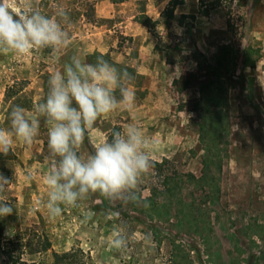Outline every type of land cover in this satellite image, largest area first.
<instances>
[{
    "label": "rangeland",
    "instance_id": "1",
    "mask_svg": "<svg viewBox=\"0 0 264 264\" xmlns=\"http://www.w3.org/2000/svg\"><path fill=\"white\" fill-rule=\"evenodd\" d=\"M28 2L49 16L63 6L72 43L57 54L0 55V129L11 130L17 105L40 121L31 145L14 141L0 159L13 181L0 200L15 208L0 217V264H264V79L243 65L246 55L264 60V0H183L171 17L169 0ZM73 55L126 69L136 94L132 111L97 120L79 154L87 158L113 130L135 123L156 141L152 159L161 166L143 177L135 202L95 193L50 219L44 177L58 158L33 106ZM206 144L218 156L208 168ZM166 176L175 187L168 202ZM116 232L127 234L125 249L111 247Z\"/></svg>",
    "mask_w": 264,
    "mask_h": 264
},
{
    "label": "clouds",
    "instance_id": "2",
    "mask_svg": "<svg viewBox=\"0 0 264 264\" xmlns=\"http://www.w3.org/2000/svg\"><path fill=\"white\" fill-rule=\"evenodd\" d=\"M68 23L70 17L63 6H57L49 16L28 0H0V55L24 57L43 49L57 54L72 43ZM132 79L126 69H118L102 56L95 63H86L73 55L63 70L50 74L46 97L33 106L49 125L48 148L51 156L58 158L44 177L48 192L41 206L50 219L59 217L66 207H79L90 194L125 203L138 200L140 183L154 167L156 141L137 124H129L123 131L113 130L111 139L99 143L87 158L79 154L87 133L100 117L118 109H134ZM9 118L11 130L0 129L3 155L12 151L14 141L31 145L40 129L39 119L29 118L19 105L11 109ZM33 178L32 173L27 174L28 180ZM12 183L0 173V194ZM14 209L11 203L0 200V217L13 214ZM128 239L126 233L116 232L111 247L125 249Z\"/></svg>",
    "mask_w": 264,
    "mask_h": 264
},
{
    "label": "trees",
    "instance_id": "3",
    "mask_svg": "<svg viewBox=\"0 0 264 264\" xmlns=\"http://www.w3.org/2000/svg\"><path fill=\"white\" fill-rule=\"evenodd\" d=\"M204 1L205 0H199V3H200L201 6L203 5ZM182 2H183V0H169V3H168V8L170 10V14L168 15L169 17L172 16V12L179 5H181ZM214 7H215V5H214ZM214 7H212V8H214ZM207 14H208L207 10L202 12V15H204V16L207 15ZM142 23L146 24V22H142ZM243 65L247 66V67H250V68H254L255 61L254 60L251 61V59L246 55L244 57V60H243ZM204 89L205 88H203V87L200 89V92H201L202 95H203ZM200 129L205 132V131H207V126L206 125H201ZM214 147H215V149L218 148L216 143H215ZM211 148H213V147H211V145H209V144L205 145V152H206V159L204 161L205 168H208V166L212 165V160L213 159L218 158L217 155H211ZM4 157L5 156L3 154H0V159H4ZM164 162H165V160H164ZM160 166H161V163L155 162L154 163V167H153L154 171L155 172H159ZM172 181L174 182V180L171 177H168V176H166L165 179H164V191L161 193L164 196V199H163L164 202H168V200H170L171 196L174 193L175 187H174ZM176 187H177V185H176ZM151 192H152V196H156L157 189H152ZM151 199L153 200V197ZM151 199H150V201H151ZM163 206H165V203L163 204ZM65 256H67V255H65ZM8 258L10 260V263H8V264H27L26 262H22L20 260H14L12 257H8Z\"/></svg>",
    "mask_w": 264,
    "mask_h": 264
},
{
    "label": "crops",
    "instance_id": "4",
    "mask_svg": "<svg viewBox=\"0 0 264 264\" xmlns=\"http://www.w3.org/2000/svg\"><path fill=\"white\" fill-rule=\"evenodd\" d=\"M142 49H144V48L142 47ZM144 54H146V51L141 50L140 51V55H139L140 58L143 57ZM262 61H264V60H258V62H255V68H256V70L258 69L260 71V74H256V77L259 78V79H264V68H262V66H261ZM145 64H146L145 62H141V64H140L141 65V69H143V67H144ZM247 69L248 70H251L250 67H247ZM144 70H145V68H144ZM142 74H144V73H142Z\"/></svg>",
    "mask_w": 264,
    "mask_h": 264
}]
</instances>
